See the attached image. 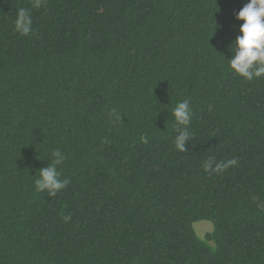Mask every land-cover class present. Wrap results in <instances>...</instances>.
I'll return each mask as SVG.
<instances>
[{
	"label": "trees",
	"instance_id": "obj_1",
	"mask_svg": "<svg viewBox=\"0 0 264 264\" xmlns=\"http://www.w3.org/2000/svg\"><path fill=\"white\" fill-rule=\"evenodd\" d=\"M248 2L0 0V264H264V76L229 66Z\"/></svg>",
	"mask_w": 264,
	"mask_h": 264
},
{
	"label": "clouds",
	"instance_id": "obj_2",
	"mask_svg": "<svg viewBox=\"0 0 264 264\" xmlns=\"http://www.w3.org/2000/svg\"><path fill=\"white\" fill-rule=\"evenodd\" d=\"M39 5L40 0H36V6ZM25 15V10L21 9L20 16L24 17ZM236 19L243 23L239 27L240 34L229 49L231 53L229 66L236 74L248 80L264 76V0H249L236 14ZM22 30L27 33L29 28L24 26ZM189 114L188 100L178 103L173 109V115L177 123L181 125L189 123ZM186 140L187 132L182 131L176 138L177 147L183 150ZM64 159L65 157L59 149L52 153L50 163L39 170V177L35 180L37 191H47L51 196H55L67 187L69 181L61 180L58 171V166L63 163ZM231 163L234 164L236 161L233 160Z\"/></svg>",
	"mask_w": 264,
	"mask_h": 264
},
{
	"label": "rangeland",
	"instance_id": "obj_3",
	"mask_svg": "<svg viewBox=\"0 0 264 264\" xmlns=\"http://www.w3.org/2000/svg\"><path fill=\"white\" fill-rule=\"evenodd\" d=\"M193 228L199 237H204V235L212 230V224L206 221H200L193 224Z\"/></svg>",
	"mask_w": 264,
	"mask_h": 264
}]
</instances>
